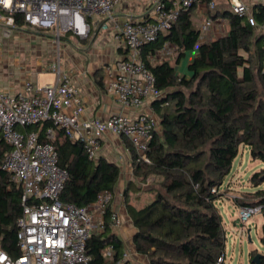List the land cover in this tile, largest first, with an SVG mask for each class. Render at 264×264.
<instances>
[{"label": "trees", "instance_id": "1", "mask_svg": "<svg viewBox=\"0 0 264 264\" xmlns=\"http://www.w3.org/2000/svg\"><path fill=\"white\" fill-rule=\"evenodd\" d=\"M194 9L182 12L168 33L143 49V58L163 92L153 103L160 122L147 151L150 162L136 163L131 144L130 148L135 176L141 181L153 177L158 186L151 188L156 190L155 199L138 207L128 197L130 189L138 191L137 184L130 181L125 203L137 228V251L147 255L152 264H218L226 250V229L217 204L225 195L221 187L241 145L250 147L254 160L264 162V100L256 81L257 72L264 82L258 30L264 22V3L253 7L254 22L220 7L213 16L230 14L229 31L203 42L192 21ZM22 23L18 17V26ZM168 41L180 48L178 59L187 51H197L188 74L180 75L169 60L150 58ZM52 125L46 122L41 135ZM24 129L36 131L39 125ZM53 143L60 165L69 171L62 192L64 202L85 206L94 202L99 192L116 190L121 178L117 163L104 157L90 160L82 145L59 127H55ZM8 151L0 131V243L9 254L19 256L17 220L23 211L22 189L2 168ZM250 180L255 190L235 197L236 205H264V168ZM112 212L109 207L104 230L88 240L89 264H127L122 262L124 242L112 229ZM262 232L264 245V223ZM109 246L113 253L107 258ZM256 254H250L251 264Z\"/></svg>", "mask_w": 264, "mask_h": 264}, {"label": "built area", "instance_id": "2", "mask_svg": "<svg viewBox=\"0 0 264 264\" xmlns=\"http://www.w3.org/2000/svg\"><path fill=\"white\" fill-rule=\"evenodd\" d=\"M220 2L226 3L234 14L246 15L254 22L253 7L264 0H153L146 15L145 5L141 12H135L131 6L120 11L122 0H0V26L6 35L28 27L52 32L60 44L66 37L86 40L112 30L114 41L124 44L126 55L103 65V88L124 107L134 110L133 114L117 112L107 118L84 117L86 106L81 89L72 81L71 72L62 70L60 65L52 67L56 76L53 82L40 84L27 80L20 91L0 87V131L9 146L2 168L21 187L23 206L17 220L21 254L12 256L0 243V264L90 263L88 240L93 233L104 230L105 214L112 207L115 191H101L94 202L85 206L62 200L69 171L60 165L59 152L53 143L55 127L79 142L90 160L100 158L103 140L112 132L130 141L137 155L136 163L150 162L147 151L159 122L143 108L148 101L159 99L163 92L143 58V49L168 33L182 12L192 7H204L199 40H211L208 33L215 25L213 15ZM18 17L23 21L20 26ZM258 30L262 35L264 73V22ZM179 50L168 41L150 58L169 60ZM3 58L0 46V62ZM46 122L53 125L42 136ZM30 125H39V129L26 131L24 128ZM239 211L240 221L245 223L256 213H264V205L239 206ZM111 220L113 231L122 224L114 211ZM112 253L113 247L109 246L106 257L110 258ZM122 262L137 264L128 251H124ZM224 262L225 255H221L218 264Z\"/></svg>", "mask_w": 264, "mask_h": 264}, {"label": "crops", "instance_id": "3", "mask_svg": "<svg viewBox=\"0 0 264 264\" xmlns=\"http://www.w3.org/2000/svg\"><path fill=\"white\" fill-rule=\"evenodd\" d=\"M152 1L144 3L145 15L147 14V6ZM130 3L131 0L128 1V3L122 1L120 11L122 9H125L127 6H131ZM223 4L224 2H220L221 6H223ZM220 5L219 8L221 7ZM132 8H134L136 12L137 8L135 6ZM142 10L143 7L140 5L137 9V12H141ZM194 10H197V13L203 19L204 7H195ZM223 21L225 20L219 21L218 23L220 24ZM110 31L97 34L93 37V40H91L87 46H78L77 49L81 50L82 52L78 51V53L75 55L80 56H74L75 61L67 63V71L71 72L72 81L81 89V94L86 106V110L84 113V117L86 118H107L111 114L117 112H124L127 114L134 113L133 109L124 107L118 101L116 96L108 94L103 88V84L101 81V78L103 76V65L112 60L123 58L126 55L124 44L122 42L114 41V39L113 48L101 51L93 49L92 44H94V40L98 37H103L102 42H104L105 44L109 42ZM224 34L222 33L220 36ZM36 37L37 36L34 35L33 39H35ZM3 51L4 58L3 61L0 62V87L2 89L10 91H20L24 88L25 82L27 80H32L34 82L43 84L39 80V75L35 71L34 67H32L34 65L31 66L29 63H23V61H21L20 59H12L10 57H6V50L3 49ZM12 52L13 51L11 50V53ZM196 52V50L187 51L185 55H182L179 59L178 54L180 53V51L175 54L176 58L173 65L176 67V70L180 75L189 73V64L196 55ZM153 103L154 102L151 100L148 101L143 110L152 113L155 119L160 122L159 115L156 113ZM130 144V141L124 136H120L112 132L107 133L103 140V147L100 157H104L110 161H113L121 167V178L115 190V199L112 204V210L121 217L122 224L119 228L114 230V232L123 240L124 249L125 251L129 252L130 258L133 261H135L137 264H152L147 255L137 251L135 244V235L137 232V228L135 227L134 222L127 211L125 203V190L129 182L134 181L137 184L138 191L130 189L128 191L129 200L131 203L137 205L138 207H143L144 205L149 204L155 199L156 190H153L151 188H157L158 185L154 182L153 178H149L146 181H141L140 178H137L135 176V162ZM234 205L239 209L238 205H236L235 203Z\"/></svg>", "mask_w": 264, "mask_h": 264}, {"label": "rangeland", "instance_id": "4", "mask_svg": "<svg viewBox=\"0 0 264 264\" xmlns=\"http://www.w3.org/2000/svg\"><path fill=\"white\" fill-rule=\"evenodd\" d=\"M150 1L152 0H131L130 5L138 9L140 5L144 7V3ZM224 6H226V3L221 7ZM193 11L192 21L200 29L203 19L197 13V10ZM97 19L95 17V20ZM229 19L230 14L218 16L214 21V27L208 33V37L212 39L220 36L222 33H227L229 30ZM222 20L226 22L223 21L219 24L218 22ZM112 34V31H110L109 42L106 44L102 42L103 37L95 39L94 44H92L93 49L101 51L113 48ZM34 35L37 36L35 39H33ZM91 40H93V35L85 41L66 38L59 44L55 40L54 34L49 31L25 27L24 30H12L10 35H6L5 29L0 26V46L6 50V57L20 59L23 63H29L31 66L34 65L32 67H34L39 75L41 83L55 81V73L51 71L54 65H60L62 70L67 71V63L75 61L74 56H80L75 55L78 51L82 52L77 47L82 45L87 46ZM11 50L13 51L12 53ZM252 52L255 54L254 49ZM245 54L249 55L247 52ZM175 58L176 55L173 59H170L172 64L175 62ZM256 81L260 96L264 100V82L257 72ZM263 168V161L259 159L254 160L251 157L250 147L248 145H241L239 153L234 160L232 171L221 187V191L225 195L217 201L226 229V256L224 264H251L250 254L252 255L254 252L264 254V245L261 241L264 214L261 212L256 213L248 221L242 223L239 218L240 211L234 205L235 197L241 196L243 192L255 190L250 178L255 172Z\"/></svg>", "mask_w": 264, "mask_h": 264}, {"label": "water", "instance_id": "5", "mask_svg": "<svg viewBox=\"0 0 264 264\" xmlns=\"http://www.w3.org/2000/svg\"><path fill=\"white\" fill-rule=\"evenodd\" d=\"M257 4H255L254 6H256ZM252 262L254 264H264V254L262 253H257L253 259H252Z\"/></svg>", "mask_w": 264, "mask_h": 264}]
</instances>
